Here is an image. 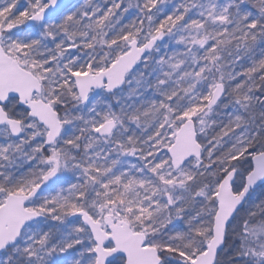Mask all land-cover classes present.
<instances>
[{
	"label": "snow or ice",
	"instance_id": "1",
	"mask_svg": "<svg viewBox=\"0 0 264 264\" xmlns=\"http://www.w3.org/2000/svg\"><path fill=\"white\" fill-rule=\"evenodd\" d=\"M0 264H264V0H0Z\"/></svg>",
	"mask_w": 264,
	"mask_h": 264
}]
</instances>
